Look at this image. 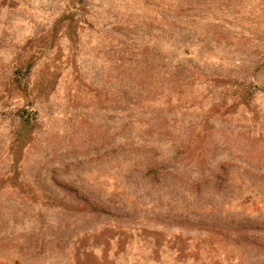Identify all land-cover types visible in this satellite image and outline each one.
Masks as SVG:
<instances>
[{
    "label": "rangeland",
    "instance_id": "rangeland-1",
    "mask_svg": "<svg viewBox=\"0 0 264 264\" xmlns=\"http://www.w3.org/2000/svg\"><path fill=\"white\" fill-rule=\"evenodd\" d=\"M0 264H264V0H0Z\"/></svg>",
    "mask_w": 264,
    "mask_h": 264
}]
</instances>
